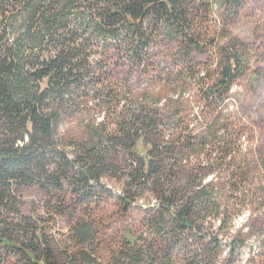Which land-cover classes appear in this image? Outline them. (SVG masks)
<instances>
[{
	"label": "trees",
	"instance_id": "obj_1",
	"mask_svg": "<svg viewBox=\"0 0 264 264\" xmlns=\"http://www.w3.org/2000/svg\"><path fill=\"white\" fill-rule=\"evenodd\" d=\"M215 5L237 14L240 0H0V264H176L179 255L187 264H216V239L201 245L192 236L208 217L226 228L233 216L227 200L204 182L203 161L182 165L184 183L176 169L197 137L179 116L164 121L157 107L132 102L130 85L115 82L118 63L128 73L147 72L161 41H175L184 63L193 54H219L202 93L216 104L246 60L237 37L218 35ZM92 112L84 137L59 132L64 118ZM209 128L198 143L204 149L213 137V154L228 171L236 155L227 123L219 114ZM109 175L122 182L116 198L124 211L147 192L157 206L148 211L145 231L129 230L105 261L89 247L94 199L107 190ZM240 176L231 171V178ZM35 187L47 215L23 212V192ZM70 193L76 202L68 201ZM234 193L235 204H244L241 191ZM68 212L78 215L66 234L74 250L45 231Z\"/></svg>",
	"mask_w": 264,
	"mask_h": 264
},
{
	"label": "rangeland",
	"instance_id": "obj_2",
	"mask_svg": "<svg viewBox=\"0 0 264 264\" xmlns=\"http://www.w3.org/2000/svg\"><path fill=\"white\" fill-rule=\"evenodd\" d=\"M212 17L217 24L218 35L229 34L240 40L246 60L243 74L237 77L225 97L216 104H209L202 93L213 80L208 72H213L219 54L213 50L202 55L193 54V59L184 63L179 57V43L175 41H161L158 56L147 72L134 70L128 73L130 67L118 63L115 82L121 88L130 85L132 102L157 107L164 121L179 116L197 137L192 151L183 149V153L179 154L181 162L176 169L183 172L182 165L187 168L198 167L201 161L206 163L204 171L208 174L204 182L215 186L221 200H227L230 216L233 215L231 220L227 219L223 230L218 229V221L208 217L202 231L192 236L201 245L210 237L216 239L217 257L211 258V261L216 264H264V0H240L237 14L234 11L227 14L224 7L215 5ZM123 95L129 94L123 91ZM94 113L64 118L59 132L66 138L84 137L86 124ZM219 114L227 123L233 142L232 155H236L227 168L229 172L220 166L219 155L213 154L216 151L213 137H208L210 143L204 149L198 143L209 133L211 123ZM232 170L241 174L239 179L231 178ZM118 177L109 175L104 179L107 190L93 203L91 219L95 222L96 233L89 248L105 261L119 247L125 233L129 230L133 233L145 231L148 211L157 206L154 194L147 192L124 211L116 198L122 189ZM181 178L184 183V172ZM236 191H241L244 204H235L239 202V196L234 193ZM67 199L70 203L76 202L71 193ZM43 202L44 196L37 187L25 190L24 214L29 215L34 208L40 215H47ZM55 218L46 226V233L61 248L74 250L66 241V234L69 224L78 215L73 217L68 212L64 217ZM194 247L195 244L192 245ZM176 258V264H187L189 261L184 255Z\"/></svg>",
	"mask_w": 264,
	"mask_h": 264
}]
</instances>
